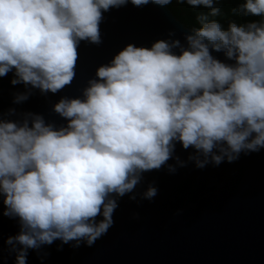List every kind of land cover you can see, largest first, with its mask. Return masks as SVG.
I'll return each mask as SVG.
<instances>
[{
  "label": "clouds",
  "instance_id": "clouds-1",
  "mask_svg": "<svg viewBox=\"0 0 264 264\" xmlns=\"http://www.w3.org/2000/svg\"><path fill=\"white\" fill-rule=\"evenodd\" d=\"M129 3L173 0H0V77L12 73L24 89L13 104L70 85L80 43L100 44L104 13ZM176 3L208 11L183 43L169 32L150 46L125 45L79 95L52 105L61 122L13 107L0 113V200L19 225L5 240L14 264L56 240L91 246L121 197L156 195L153 184L136 191L146 172L219 165L264 148V0H239L232 12L256 19L226 28L215 19L219 0ZM177 144L191 149L187 160Z\"/></svg>",
  "mask_w": 264,
  "mask_h": 264
},
{
  "label": "water",
  "instance_id": "water-1",
  "mask_svg": "<svg viewBox=\"0 0 264 264\" xmlns=\"http://www.w3.org/2000/svg\"><path fill=\"white\" fill-rule=\"evenodd\" d=\"M190 31L167 5L129 3L110 9L100 23L101 43L82 41L78 46L76 76L70 85L47 96L34 91L23 103L13 104V94L24 89L12 85L8 73L0 77V113L13 107L59 123L52 105L61 96L79 95L96 68L125 45L150 46L168 38L169 32L183 43ZM213 55L225 60L222 52ZM190 151L176 146L181 160H187ZM149 184L157 188L156 195L151 200L121 197L112 226L91 246L56 240L30 249L27 264H264V148L219 165L197 168L187 162L174 172L166 167L146 172L136 191ZM3 209L0 200V264H14L15 254L5 240L19 231V225L4 216Z\"/></svg>",
  "mask_w": 264,
  "mask_h": 264
},
{
  "label": "trees",
  "instance_id": "trees-1",
  "mask_svg": "<svg viewBox=\"0 0 264 264\" xmlns=\"http://www.w3.org/2000/svg\"><path fill=\"white\" fill-rule=\"evenodd\" d=\"M221 14L215 19L219 20L222 26L225 28L229 21H235L236 23H244L246 20L256 19V17H241L232 12V9L239 2V0H219ZM174 6L167 5L177 20H180L185 27L191 30L192 27L198 26L195 17L198 13L207 12L208 9L203 7L193 8L187 4H177L176 0H173ZM183 20V21H182Z\"/></svg>",
  "mask_w": 264,
  "mask_h": 264
},
{
  "label": "rangeland",
  "instance_id": "rangeland-1",
  "mask_svg": "<svg viewBox=\"0 0 264 264\" xmlns=\"http://www.w3.org/2000/svg\"><path fill=\"white\" fill-rule=\"evenodd\" d=\"M171 6H174V4H171ZM180 21V20H179ZM183 21V20H182ZM182 23V22H181ZM183 24V23H182Z\"/></svg>",
  "mask_w": 264,
  "mask_h": 264
}]
</instances>
